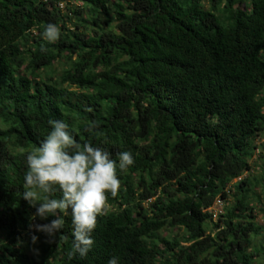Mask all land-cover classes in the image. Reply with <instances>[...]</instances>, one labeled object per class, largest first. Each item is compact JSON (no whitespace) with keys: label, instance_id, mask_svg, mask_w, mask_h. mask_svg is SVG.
<instances>
[{"label":"trees","instance_id":"trees-1","mask_svg":"<svg viewBox=\"0 0 264 264\" xmlns=\"http://www.w3.org/2000/svg\"><path fill=\"white\" fill-rule=\"evenodd\" d=\"M209 1L0 0V264H257L248 171L264 136V0ZM58 60L68 67L54 77ZM50 120L81 144L95 120L90 142L117 161L121 187L85 258H69L70 216L52 243L35 232V254L21 240L34 246L29 225L48 222L21 193ZM122 151L134 162L121 173ZM176 228L183 240L162 236Z\"/></svg>","mask_w":264,"mask_h":264},{"label":"clouds","instance_id":"clouds-1","mask_svg":"<svg viewBox=\"0 0 264 264\" xmlns=\"http://www.w3.org/2000/svg\"><path fill=\"white\" fill-rule=\"evenodd\" d=\"M59 35L58 26L52 23L42 32L49 43L55 42ZM41 50H44L43 45ZM49 124L50 131L39 147L25 155L21 198L35 209L31 219L48 221L29 225L30 229L34 228L31 241L36 243L35 232H39L52 243L65 226L64 217L70 216L73 250L68 253L69 258L74 255L85 258L94 245L92 234L98 217L106 216L110 211L108 194L117 196L121 187L117 161L105 148L94 147L90 142L101 135L95 131L98 128L95 120L88 122L89 140L83 144L74 138L76 129L70 128L64 120H50ZM118 160L121 173L134 162L129 151L120 152ZM50 217L53 219L49 220ZM107 264H118V260L110 257Z\"/></svg>","mask_w":264,"mask_h":264},{"label":"rangeland","instance_id":"rangeland-1","mask_svg":"<svg viewBox=\"0 0 264 264\" xmlns=\"http://www.w3.org/2000/svg\"><path fill=\"white\" fill-rule=\"evenodd\" d=\"M69 0H67V3ZM65 5V4H64ZM204 5L206 8H210L211 2L209 0H204ZM83 15L87 17V11L84 10ZM68 67V63L63 60H58L57 62L54 63L53 67L51 68L52 74L54 77H57L58 75L61 74V72ZM254 144L256 145V149L254 152V156L250 160V171H248L250 177L253 179V181L256 183L255 187V193L259 198V201L254 198L252 204L256 207L255 214L257 216L256 222L258 226L261 228L259 235L254 236L253 242L256 246L260 247L261 245H264V211L262 210L264 208V181H263V171H264V156H261L262 154L264 155V150L262 151V146L264 145V136L263 135H258L256 136L254 140ZM259 149L261 152L259 153ZM262 153V154H261ZM238 179H234V182H236ZM232 197H230V203H232ZM229 203V204H230ZM228 204V203H227ZM216 202L213 206L215 208ZM217 209V208H215ZM214 219L217 220V216L214 215ZM213 235V234H212ZM162 236H167L168 238H174L177 237L180 240H183L185 236V231L182 228H176L173 230H165L162 232ZM23 238L21 240L24 242L23 245L26 249V251L29 254H35L37 253L39 249V242H36L34 246H28L27 242V236L23 235ZM0 240H4V234L0 232ZM0 241V242H1ZM160 248L163 250L165 249V244L162 242H159ZM255 261L257 264H264V254H260L258 256H255Z\"/></svg>","mask_w":264,"mask_h":264},{"label":"built area","instance_id":"built-area-1","mask_svg":"<svg viewBox=\"0 0 264 264\" xmlns=\"http://www.w3.org/2000/svg\"><path fill=\"white\" fill-rule=\"evenodd\" d=\"M60 6L64 7V3H60ZM216 205L217 206L215 208H217V209H215V208H210L209 209V210H213L214 211V215H217L218 212H221V209L223 207V200L222 199H218L216 201Z\"/></svg>","mask_w":264,"mask_h":264}]
</instances>
